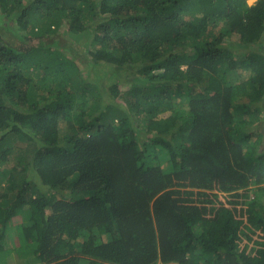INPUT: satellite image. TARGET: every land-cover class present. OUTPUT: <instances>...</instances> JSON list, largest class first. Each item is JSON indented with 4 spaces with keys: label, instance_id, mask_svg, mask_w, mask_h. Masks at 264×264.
Returning a JSON list of instances; mask_svg holds the SVG:
<instances>
[{
    "label": "trees",
    "instance_id": "obj_1",
    "mask_svg": "<svg viewBox=\"0 0 264 264\" xmlns=\"http://www.w3.org/2000/svg\"><path fill=\"white\" fill-rule=\"evenodd\" d=\"M0 15L23 30L13 47L0 33V225L21 209L22 263L264 264L257 196L246 225L210 193L264 183V0H0ZM96 22L94 62L145 83L122 92L28 40Z\"/></svg>",
    "mask_w": 264,
    "mask_h": 264
},
{
    "label": "rangeland",
    "instance_id": "obj_2",
    "mask_svg": "<svg viewBox=\"0 0 264 264\" xmlns=\"http://www.w3.org/2000/svg\"><path fill=\"white\" fill-rule=\"evenodd\" d=\"M19 11L20 9L18 8H12L10 10L11 17L16 16V14H18ZM0 20H2L1 15H0ZM97 24L98 22L92 24L90 27H88L85 31H83L80 34H73L68 30L67 25H62V27L59 30H57L55 34H46V35L39 36L33 39L30 38L28 40L31 41L32 45L44 44V45L51 47L52 49H56L57 51H60L62 55H64L65 57H68L70 60L74 61L79 67H81V69L87 74L88 79L95 80L96 82L101 81L106 86L110 85L112 82H115L118 84L122 92L129 90L132 81L135 82L138 86H141L143 83H145L143 79L144 78L143 75L139 74L137 68L135 67L127 68V70L123 72L121 76H118L115 79L114 74H112L113 71L116 70L114 66H108V65L101 66L94 62V60L89 55V49H90V44H91V41L94 35L101 34V32L97 30ZM7 27H8L7 32H4L0 29V33L4 34L5 38L7 39L8 44L13 47L17 42H20V38H21L20 35H22L23 30L20 28H15L10 23H7ZM11 31H13V33L16 34V36L15 35L13 36ZM145 41L149 49L147 61L151 62L157 58L156 51H157V47L160 45V42L157 38H154V37H147L145 38ZM240 55L241 54H239V56ZM180 58L185 66V63L188 61L186 58V54L184 53L181 54ZM236 75L237 74H234V77H236ZM114 79L115 81H113ZM127 99L132 100L133 97L129 96ZM120 101L122 100L120 99ZM84 107H85L84 102L82 100L78 101L76 104V112H80ZM143 126L145 127V124L143 123V121H141L140 118H137L136 123H135L136 129L139 131H142ZM63 128H64L63 124L59 125L60 130H63ZM261 132L264 133L263 128L261 129ZM19 146L25 149L27 146L26 141L21 140V142H19ZM259 153L260 154L257 155L256 157V163H259V161L260 162L262 161V155L264 154V148L261 149ZM11 179H12L11 170L5 166L1 167L0 168V186L6 184ZM252 184L253 182L250 184V186H252ZM214 191L219 192L217 187H214V189H212V192L210 193H213ZM249 191L250 190H246V191L242 190L240 192V193H245L248 196L246 201L251 200L249 198L250 197ZM252 193L256 197L257 192H252ZM229 194H220V195L216 194L217 197H219L221 200L220 202L216 200V202L219 203V205H225L226 207L232 208V200L234 198V194L233 193H229ZM257 196L259 198V195ZM246 201L242 199V204H244ZM259 202L262 207V210H264V199L259 198ZM20 212H21V209L14 211L11 214L8 222H6L4 226L0 225V232L3 227L4 233L6 234V240L2 241L3 251L0 252V260L3 259L4 261L7 262V264H24L22 263L23 259H21L24 256L23 255L24 251L17 252L22 249L19 247L22 245V243H20V235H21L20 226H21V221H22ZM48 215H49V210L47 209L46 216ZM249 246L253 248V243L250 242ZM30 264H36V263L31 262Z\"/></svg>",
    "mask_w": 264,
    "mask_h": 264
},
{
    "label": "crops",
    "instance_id": "obj_3",
    "mask_svg": "<svg viewBox=\"0 0 264 264\" xmlns=\"http://www.w3.org/2000/svg\"><path fill=\"white\" fill-rule=\"evenodd\" d=\"M256 1L257 0H247V4L248 5H253ZM242 190L243 191L250 190L249 191V193H250V197L249 198L251 200L246 201L247 198H248V196L245 193H240ZM252 192H257V195H259V198L264 199V183L261 184V185L252 184V186H248L245 189H240V190L232 191V193L234 194V198L232 200V208L233 209L235 208V210L237 211L235 214H236V216H238V217L241 218L240 219L242 221L241 223H244L246 225H247V219H246V217H247V215H246L247 209H246V207L248 206L247 203L250 202V201H253L254 199H256L255 196H254V194ZM216 194L220 195V194H226V193L218 192ZM259 198L257 196V199H259ZM242 199L244 201H246L244 204H242ZM233 202H234V204H233ZM260 208L261 207H258V210H256V212L254 213V215L257 213V211H259V212L263 211L264 212V210H261ZM240 213H241V215H240Z\"/></svg>",
    "mask_w": 264,
    "mask_h": 264
},
{
    "label": "bare ground",
    "instance_id": "obj_4",
    "mask_svg": "<svg viewBox=\"0 0 264 264\" xmlns=\"http://www.w3.org/2000/svg\"><path fill=\"white\" fill-rule=\"evenodd\" d=\"M249 3V2H248Z\"/></svg>",
    "mask_w": 264,
    "mask_h": 264
}]
</instances>
